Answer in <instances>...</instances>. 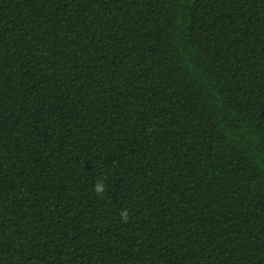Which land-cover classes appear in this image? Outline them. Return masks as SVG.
<instances>
[{
	"label": "trees",
	"instance_id": "16d2710c",
	"mask_svg": "<svg viewBox=\"0 0 264 264\" xmlns=\"http://www.w3.org/2000/svg\"><path fill=\"white\" fill-rule=\"evenodd\" d=\"M0 264H264V0H0Z\"/></svg>",
	"mask_w": 264,
	"mask_h": 264
},
{
	"label": "clouds",
	"instance_id": "9594fccd",
	"mask_svg": "<svg viewBox=\"0 0 264 264\" xmlns=\"http://www.w3.org/2000/svg\"><path fill=\"white\" fill-rule=\"evenodd\" d=\"M103 190H104L103 183H102V182H97V183L95 184V191H96L97 193H101V192H103ZM120 215H121V218H122L123 220H125V222H126V221H127V218H128V210H123V211L120 213Z\"/></svg>",
	"mask_w": 264,
	"mask_h": 264
}]
</instances>
